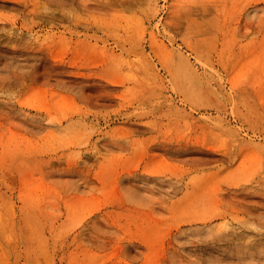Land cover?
I'll list each match as a JSON object with an SVG mask.
<instances>
[{
    "label": "rangeland",
    "instance_id": "374dc122",
    "mask_svg": "<svg viewBox=\"0 0 264 264\" xmlns=\"http://www.w3.org/2000/svg\"><path fill=\"white\" fill-rule=\"evenodd\" d=\"M26 1L0 0V264H264V208L229 198L264 194V0H93V31L88 0Z\"/></svg>",
    "mask_w": 264,
    "mask_h": 264
},
{
    "label": "bare ground",
    "instance_id": "6f19581e",
    "mask_svg": "<svg viewBox=\"0 0 264 264\" xmlns=\"http://www.w3.org/2000/svg\"><path fill=\"white\" fill-rule=\"evenodd\" d=\"M31 1V0H30ZM30 1H26L25 3V7H24V10L29 13V14H37L38 10H39V6H37V4L34 2V3H31L30 4ZM60 2H66V3H74L76 2V0H58ZM21 5V4H20ZM23 6V5H22ZM74 6V4H73ZM75 7V6H74ZM86 8L88 9V12H89V30L90 31H93V27H94V24H93V12H94V4H93V0H88V3L86 4ZM74 9V8H73ZM58 12V11H57ZM56 13V12H55ZM54 14L53 12L50 13V14H46V15H43L44 17V20H52L54 19ZM62 16L65 17V13H62L61 14ZM76 17H77V14H75ZM56 17V16H55ZM75 18V17H74ZM78 18V17H77ZM79 21V19H77ZM75 22H77L76 20H74ZM77 27V26H76ZM151 43L152 40H151ZM7 52L9 53H15V54H19V55H26L27 52H23V51H16L15 49H11V50H6ZM34 60H36V63L34 65V68H33V73H35V71L38 69V67H42L44 68V74L46 75V79L47 80H50V79H53L55 80L57 83H62V77H67L69 80H73V81H76V80H80L82 78H87L86 75H83L82 73L78 72V71H71L68 73V70H66V67L64 65V62L63 60L61 59H53V58H50V57H47L45 56L44 54L41 53V55H35L34 57ZM71 67L76 68L75 66V63L72 62L70 64ZM69 66V67H70ZM70 67V68H71ZM219 160H222V158H220L219 156L217 155H211L209 156L208 158H206V161L207 162H218ZM23 167H25V170H28V167L26 165H24ZM27 167V168H26ZM219 185V184H218ZM229 185V184H228ZM231 185V184H230ZM216 187V186H215ZM214 187V188H215ZM219 188V187H218ZM234 188V187H233ZM205 193V192H204ZM226 193V192H225ZM229 193V192H227ZM206 194V193H205ZM204 194V195H205ZM213 195V194H212ZM264 194H248V193H245V192H242V193H234L233 195H229V198L230 199H239V198H242L243 201H245L246 203V206H245V209H244V212H246V214H250L251 211L253 209H256L257 206H261L264 208ZM202 198V197H200ZM220 198V197H219ZM213 199V198H212ZM206 200V199H205ZM209 200V199H208ZM223 200H225L223 198ZM187 201V200H185ZM210 201V200H209ZM209 201H206L209 203ZM223 202V201H222ZM186 203V202H185ZM207 204V203H206ZM218 205V204H217ZM240 206V205H239ZM238 207V206H237ZM243 211V209H242ZM262 211V210H260ZM205 213V211H203ZM254 215V214H253ZM201 216V213L199 214V217ZM259 216V215H258ZM207 217V216H206ZM254 217V216H253ZM262 219H264V214L262 215ZM202 218V217H201ZM227 218V217H226ZM240 218V217H239ZM197 219V218H196ZM214 219V218H213ZM229 219V218H228ZM262 219H261V222H262ZM209 220V219H208ZM226 219H224L225 221ZM196 221V220H195ZM207 221V219H206ZM211 221V220H210ZM229 221V220H228ZM252 221V220H251ZM260 221V220H259ZM255 222V221H254ZM252 225V224H251ZM210 227V225L208 226ZM232 227H234L232 225ZM230 229V228H229ZM262 229V228H261ZM244 232V231H243ZM242 232V233H243ZM252 232V231H251ZM259 233H262V232H259ZM245 234V233H244ZM243 234V235H244ZM254 235V233H253ZM223 236V235H222ZM258 237V236H257ZM222 238V237H221ZM241 238V237H240ZM247 239V238H246Z\"/></svg>",
    "mask_w": 264,
    "mask_h": 264
}]
</instances>
